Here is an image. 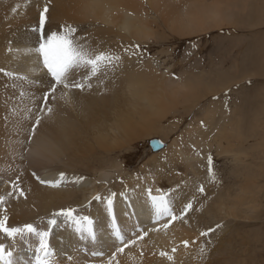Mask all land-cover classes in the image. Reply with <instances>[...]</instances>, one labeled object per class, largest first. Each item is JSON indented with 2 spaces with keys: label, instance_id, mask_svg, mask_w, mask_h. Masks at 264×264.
Listing matches in <instances>:
<instances>
[{
  "label": "bare ground",
  "instance_id": "obj_1",
  "mask_svg": "<svg viewBox=\"0 0 264 264\" xmlns=\"http://www.w3.org/2000/svg\"><path fill=\"white\" fill-rule=\"evenodd\" d=\"M253 2L0 0V196L4 197L0 219L7 216L10 227L33 224L50 231L49 243L57 249L49 258L51 264H248L246 249L239 247L240 236L247 227L256 232L257 196L264 174L262 114L256 112L263 124L246 122L240 93L248 71L236 59L228 67L219 61L199 70L196 63L187 65L185 54L184 67L175 75V63L167 58L170 50L151 55L149 49L163 43L169 32L185 37L225 20L232 23L236 16L250 18ZM44 7L49 9L45 35L62 33L69 25L77 29L75 38L93 51L120 57L95 76L89 69L74 70L70 81L85 87L57 86L46 105L43 97L52 82L35 52ZM192 103L202 107L182 133L159 139L163 143L159 148L150 144L148 159L137 171L128 170L122 153L160 134L175 133L180 121L166 125L164 119L187 113ZM251 137L259 141L249 144ZM215 158L233 164V183L223 184ZM243 165L260 172L234 171ZM40 180L60 181V185ZM149 189L176 201L172 209L178 216L188 203L192 208L180 219L163 216L147 223L143 196L151 198ZM97 195L100 200L94 199ZM109 198L118 223L108 216L100 219L94 242L74 244L76 226L57 214L75 209L77 218L94 221L108 213ZM126 203H134L135 208L128 211ZM52 219L55 226L49 224ZM117 229L124 243L117 239ZM7 239L0 232V243L14 256L19 254L15 264H34L36 236L26 233L9 243ZM132 240L136 243H129Z\"/></svg>",
  "mask_w": 264,
  "mask_h": 264
},
{
  "label": "rangeland",
  "instance_id": "obj_2",
  "mask_svg": "<svg viewBox=\"0 0 264 264\" xmlns=\"http://www.w3.org/2000/svg\"><path fill=\"white\" fill-rule=\"evenodd\" d=\"M252 7L253 13L250 18L236 16L232 23H230L231 20H225L224 24L220 26H210L205 31L188 34L185 37L169 32L170 37L168 36L163 43L152 44L149 52L152 55L158 52L157 50L159 49H169V54H171L167 58L172 64L175 63V75H179L184 67L182 60L185 54L189 56L187 65L196 63L199 70L202 68L210 69L219 61H222L228 67L233 60H238L243 65L244 72L247 73L246 71H248L249 75L243 79V87L240 90L243 96L242 102L245 107L246 122L252 124L253 121H256L261 125L263 122L261 123L256 112L262 114V121H264V0H254ZM162 57L165 58L166 55L163 54ZM252 73L255 76L250 77ZM229 96L231 99L233 94L230 93ZM193 103L186 109L187 113L169 115L167 119H164L163 122L166 125L172 123L174 119L180 121L179 127L173 130L176 131L175 133H171L167 137L160 134L156 138L170 140L171 137L180 135L179 133H182L187 123L196 116L199 108L202 107V105L199 106L201 102L196 105H193ZM191 107H193V110L189 111ZM258 141L259 137L257 140L255 137H251L249 144H254ZM149 145L148 139L137 143L135 148H132L127 154L122 153V163L125 164L128 170L137 171L148 159L151 150ZM215 159L219 174H222L223 184H230L233 179L231 173L233 172V164L230 161ZM263 159L264 157L261 158V160ZM256 168L247 169L243 165L239 169L235 167L234 171L247 170L250 175L251 171L260 172L255 170ZM257 200L260 210L255 225L256 232L253 231L251 233V229L247 227L246 231H243L240 236V241L243 240V242L239 247L242 246L243 249H246L243 253L247 258L248 264H264V174L260 178Z\"/></svg>",
  "mask_w": 264,
  "mask_h": 264
},
{
  "label": "snow or ice",
  "instance_id": "obj_3",
  "mask_svg": "<svg viewBox=\"0 0 264 264\" xmlns=\"http://www.w3.org/2000/svg\"><path fill=\"white\" fill-rule=\"evenodd\" d=\"M48 7H44L43 11L40 13V28L36 31L41 32V42L39 46L35 49V52L42 57V63L47 72L51 75L53 83L50 88V92L46 93L43 97V102L47 104L49 95L56 92L57 86H62L65 89L69 88H79L83 89L85 87L84 83L77 81H70V74L78 68L89 69L92 76H95L101 71L102 67L114 66L115 62L120 60L118 55H114L107 52H95L90 49L86 44L81 43L75 38V33L77 29L75 27L65 25L63 32H52L50 35H45L43 33V27L48 19L47 13ZM0 71H3L0 69ZM9 75H12L9 73ZM91 78V77H89ZM88 87H91L89 84ZM43 110V109H42ZM51 107L47 108V112H51ZM36 124H39V119L36 120ZM34 131V129H33ZM209 164H211V157L208 158ZM35 175V174H34ZM39 179V177H37ZM63 179V174H61V180ZM42 184L47 183L53 187H58L60 181H44L40 180ZM15 187V185H14ZM203 192V187L200 188ZM23 195V191L20 193ZM115 194H113L114 196ZM149 195H151V189H149ZM153 208L155 211L156 219H160L163 216H168L172 221L180 219L187 213L188 210L192 208V204L188 203L185 205L184 209L178 216L173 212L172 206L165 197H155L152 196ZM95 200H100L101 197L97 195L94 197ZM4 203V197L0 196V204ZM109 211L112 210L113 200L109 198L107 200ZM75 209H63L57 215L64 216L66 220H70L76 227L75 231L79 234L81 240L90 237L94 242L96 240V232L94 229V221L90 217H79L77 218L74 213ZM86 221V224L83 223ZM7 216L0 219V232H2L6 237L11 240H15L18 236L22 239L24 235L30 234L34 235L39 240V245L35 249L34 264H51L50 257L55 255V250L51 247L49 243V238L51 236L50 231H40L33 224H25L22 227H10L7 226ZM57 221L52 219L49 224L55 226ZM164 227H168L167 224ZM219 227V226H217ZM213 231V230H209ZM87 233V237L85 236ZM144 235H147L145 232ZM203 236H207L208 232L201 233ZM116 236L121 243H124V237L120 234L117 229ZM143 239V236L139 237ZM129 243H136L135 240L129 241ZM185 246L188 245V241L183 242ZM176 249H173L175 251ZM117 251H123V248H118ZM99 253H93V255H98ZM161 255H166V253H161ZM13 252L8 250L7 246L0 243V264H14ZM171 259V257H169ZM68 259H71L69 256ZM26 264H32V262H26Z\"/></svg>",
  "mask_w": 264,
  "mask_h": 264
},
{
  "label": "water",
  "instance_id": "obj_4",
  "mask_svg": "<svg viewBox=\"0 0 264 264\" xmlns=\"http://www.w3.org/2000/svg\"><path fill=\"white\" fill-rule=\"evenodd\" d=\"M150 144L154 147V148H159L163 143L157 139V138H152L149 139Z\"/></svg>",
  "mask_w": 264,
  "mask_h": 264
}]
</instances>
